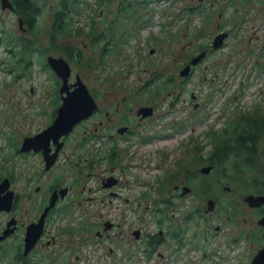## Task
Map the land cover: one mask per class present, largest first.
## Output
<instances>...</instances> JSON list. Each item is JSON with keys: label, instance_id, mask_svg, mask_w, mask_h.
Listing matches in <instances>:
<instances>
[{"label": "rangeland", "instance_id": "obj_1", "mask_svg": "<svg viewBox=\"0 0 264 264\" xmlns=\"http://www.w3.org/2000/svg\"><path fill=\"white\" fill-rule=\"evenodd\" d=\"M100 1L32 0L31 6L38 7L41 13L36 19L38 26L36 22L28 37H38L36 45L42 46L44 53L48 45L45 29L50 27L52 11L65 2L69 34L58 37V41L73 42L85 55L82 64L64 57L70 63L71 77L79 74L97 101L102 100V95H107L108 100L118 96L121 122L123 116H127L125 120H136L128 112V106H153L161 114L136 127L130 137L115 138L119 156L116 171L122 177L118 191L129 198V203L143 202L120 222L128 221L131 228L144 225L146 228L142 230L149 233L156 231L157 224L165 233L184 236L185 243L171 259H128L123 255L119 259H95L92 255L89 259H74L81 256L76 250L80 246L79 230L73 234L75 243L70 244L74 250L63 255L69 259H50L48 264H210L199 255L209 249V231L214 224L222 225L223 231L216 237L224 238L227 249L231 248V235L243 232L241 216L234 221V213H246L247 233L261 217V210L250 209L244 203L246 194L252 193L248 184L257 180V170L243 168L239 174L233 167L234 159L226 163L214 159L210 164L208 156L222 139L223 127L237 122L243 113L264 109V0H108L101 4ZM92 17L95 20L91 21ZM17 18L15 11L2 10L0 6V159L6 156L23 170L41 169L38 156L19 158L13 151L25 136L35 134L52 121L61 101L59 86H55L56 75L46 57L61 55L31 54L26 57L30 63H25L27 67L20 68V76L14 79L7 72L10 54L4 45L9 36L23 33ZM101 27L106 32L103 39ZM37 28L42 30L37 32ZM223 31L228 34L222 46L212 49L211 41ZM201 47L208 50L207 55L182 77V65L199 53ZM97 118L95 115L76 127L61 157L62 169L56 167L52 171L77 177V181L95 191L98 186L95 177L106 167L103 161L101 166L96 161L107 153V147L99 146L97 136L89 133ZM261 153L264 159V146ZM238 160L241 162L243 157ZM84 161L87 162L83 164ZM255 163L259 167L264 161ZM208 164L213 166L211 171L200 173L199 169ZM181 181L194 192L183 196L176 193L172 187ZM141 189L149 192L151 198L135 199ZM123 199L112 198L113 207H122ZM208 199L216 200L212 211L207 210ZM144 204L150 206L149 210ZM87 206L98 212L97 200ZM69 208L71 216L67 223L79 225L80 214L76 212L79 207ZM252 233L244 239V251L241 237L233 244L228 259H216L218 264H250L262 247V241L255 240ZM96 243L94 240L91 245L94 247ZM168 243V247L157 250L169 253L174 241L169 239ZM120 246L138 251L137 246L131 248L127 242L116 245ZM57 251L63 252L60 247ZM137 251L135 255H141Z\"/></svg>", "mask_w": 264, "mask_h": 264}, {"label": "flooded vegetation", "instance_id": "obj_2", "mask_svg": "<svg viewBox=\"0 0 264 264\" xmlns=\"http://www.w3.org/2000/svg\"><path fill=\"white\" fill-rule=\"evenodd\" d=\"M101 28L100 35L102 37L101 39H103L106 32L103 29L104 27ZM61 43L73 44L71 41ZM108 46L109 44L106 45V47ZM193 57L194 56L191 58ZM186 64L187 63L183 64L181 68ZM74 77L72 78L70 76V83L74 81ZM60 82L61 80L55 76V83L60 86ZM106 96L107 95H102L101 101L96 100V110L86 119L89 120L95 115L98 116L97 121L93 123L92 132L89 133H94L97 136L99 146L107 147L105 157L100 161H96V165L101 166L102 164L100 162L103 161L106 166L102 168L103 173L95 177V181L98 184L96 191L87 188L86 184L77 181V177L72 178L66 175L64 171L60 174L52 172L56 167L62 169L59 163L69 145V141L71 140L69 138L72 132L78 128L77 126L86 120L81 121L68 135L62 136L59 139V141L62 142V146L56 153L57 157L54 163L48 169L45 168V160L42 152L31 151L21 153L19 151L20 146L16 151H13L15 156L19 158L38 156L40 165L42 166L41 169L40 167H31L23 170L20 169L21 167L9 162L6 156H2V159H0V264H48L50 259H69L63 255L66 252L74 250L70 248V244L72 242L75 243L73 234L79 230L81 236L79 241L80 246L76 250L81 252V256L76 255L74 259H89L90 255L95 257V259H119L120 255L128 257V259H171L180 253L181 245L185 243L184 236L179 237L176 233H165L162 229L158 228L160 226L157 224L155 228L156 231L149 233L142 230L143 227L146 228L144 225L131 228L128 221L125 220L122 223L120 222L126 213L128 214L130 211H135L136 206L140 207L143 205V202H138L136 204L132 202L129 203V198L127 196H122L120 191H118L122 184V177L116 171L119 156L115 138L118 136L130 137V135H133L136 127L144 125L148 121L154 119L156 115L161 114L155 112V107L149 106L152 108V114L143 117L141 114L137 113V110L140 107H146L148 105L137 107L128 106V112L131 115L134 114L133 117H136V120L133 122L132 120H125L127 116H123V122H121L119 119L120 102L117 101L118 96H114V98L109 100L106 99ZM122 99H125V97H122ZM125 102L126 100L124 103ZM123 107H125L124 104ZM50 148L49 154L52 155L56 148L52 140L50 142ZM86 162L87 161H84L83 164ZM89 164V167H91L92 163ZM76 165L78 164L76 163ZM205 166L211 165L208 164ZM120 171H122V169H120ZM192 179L197 180V177L193 176ZM142 183L145 184L144 182ZM172 188L176 193L178 192L180 196L190 195L194 192L193 188L185 185L183 181L179 184H174ZM227 188L229 189V187ZM53 196L56 202L54 206L45 213V208L49 205L50 199ZM112 198H124L123 206L113 207ZM150 198V193L145 189H141L138 196L135 197V199L140 200ZM93 200H97V204L99 205L98 212L96 209L87 206V204H90ZM208 200L213 201V207L210 209V211H212L215 208L216 200ZM244 203L250 209L261 210L259 216L264 214V208L262 206L251 207L246 202ZM73 205L79 207L76 212L80 214L81 223L76 226L67 223V218L71 216V209L69 207ZM144 208L149 210L150 206L144 204ZM214 212L215 211L212 213ZM232 216H234V221L237 216H241L240 221L243 226V232L231 235L230 237L228 231H224L227 238L229 239L230 237L229 241L231 248L226 249L225 243L223 242L224 238L216 237L217 234L223 231L222 225L214 224L212 230L209 231V249L208 251H203L199 255L200 258L208 259L210 264H218L216 259H228L233 244H236L241 237L243 239L242 248L244 251V239L247 240L252 232V234L255 235L254 239L256 240V238H259L263 246V228L258 224V220L252 224L255 225L254 229L247 233L245 230V226L247 225L246 213H234ZM232 216L227 217L231 219ZM59 221L66 222L60 223ZM160 222H162V219ZM73 227H75L74 230ZM175 229L174 232H176ZM30 230H32V232ZM37 232V240L28 248V242L26 241L27 234L33 237ZM169 239L174 241L173 246L170 248V252L164 254L158 251L157 249L159 247H168ZM94 240H97V245L95 244L93 247L91 243H93ZM58 241H61V243ZM125 242H127L131 248L137 246L138 251H132L123 246L116 247L118 243L122 245ZM135 242H138V244H135ZM218 242L219 244H217ZM102 243L108 244L104 246ZM89 246L91 250H89ZM59 247L63 250L61 254L57 251ZM136 251L141 255L136 256ZM155 252L156 255H154Z\"/></svg>", "mask_w": 264, "mask_h": 264}, {"label": "trees", "instance_id": "obj_3", "mask_svg": "<svg viewBox=\"0 0 264 264\" xmlns=\"http://www.w3.org/2000/svg\"><path fill=\"white\" fill-rule=\"evenodd\" d=\"M102 1L108 0H101L99 3L101 4ZM12 4L14 7L13 11L16 12L18 17L22 18L23 26L26 28V31L22 34L15 35V37L9 36L4 45L6 51L10 54L7 72L11 73L14 79L20 76L19 69L26 68V64L30 63L29 58L26 57L31 54H37L38 56L42 54L43 56L47 53L59 52L61 56H66L70 61L82 64L85 55L81 49L71 43L65 44L58 41V37H67L69 34L67 33L69 22L65 24L68 16V8L65 2L62 3L61 8L55 10V7L52 11L50 27L45 29L47 31L46 40L48 45L45 47L46 51L44 53H42V46L39 48V45H36L38 37H35L37 39L28 37V34L32 32L31 28H34L36 22V27L38 26L39 21H36V19L41 13L40 9L31 6L32 0L28 2L13 0ZM93 20H95V17L91 18V21ZM2 30L6 31L4 28ZM41 30L42 28H37V32ZM35 46L38 48L35 49ZM202 50H204V47H201ZM46 68H48L47 65ZM57 85L55 83V86ZM56 109L57 107L52 114V118L55 116ZM251 111L253 112L241 114L238 121L231 126L223 127L221 132L223 134L222 139L217 144L214 152L209 154L208 162L211 164L214 159H217L219 163H226L234 159L233 167L238 172L240 171L239 174H241L243 168L257 170V180L249 182L248 188L254 194H262L264 193V163L259 164L258 167L255 162L264 161L261 153V149L264 146V109L258 108ZM214 133H217V130ZM240 156L243 157L241 162L238 160ZM215 165L217 166L216 163Z\"/></svg>", "mask_w": 264, "mask_h": 264}, {"label": "water", "instance_id": "obj_4", "mask_svg": "<svg viewBox=\"0 0 264 264\" xmlns=\"http://www.w3.org/2000/svg\"><path fill=\"white\" fill-rule=\"evenodd\" d=\"M23 1L28 2L31 0ZM0 6L2 10H14L10 0H0ZM17 20L19 30L22 32L26 31L22 18L18 17ZM227 34L225 31L217 34L211 42V48L221 47ZM207 51V49H204L191 58L180 71V75L182 77L187 76L192 66H195L196 63H199L207 55ZM46 61L53 73L61 80L58 89L61 103L56 109L52 122L34 135L25 136L21 141L19 151L21 153L31 151L42 152L45 160V168L48 169L54 163L57 157L56 153L62 146V142L59 139L62 136L68 135L81 121L89 118L96 110L97 104L79 74H75L74 81L69 82L72 69L70 63L64 57L49 54ZM137 113L145 117L152 114V108L149 106L140 107ZM51 140L56 145L52 155L49 154ZM211 169L212 166H203L199 171L203 174H208ZM244 201L251 207L262 206L264 208V194L249 193L245 196ZM55 202V197H51L49 205L45 208V213L54 206ZM212 207L213 201L208 200L207 210H210ZM258 224L263 228L262 236L264 239V214L258 219ZM30 231L32 232V230ZM37 237L38 232L33 237L27 234L26 241L28 242V248L37 240ZM250 264H264V244L257 251Z\"/></svg>", "mask_w": 264, "mask_h": 264}]
</instances>
